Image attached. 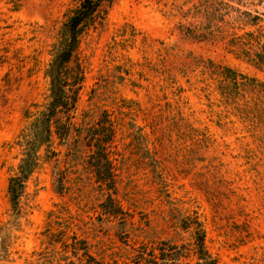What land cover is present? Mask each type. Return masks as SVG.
<instances>
[{
	"label": "rangeland",
	"instance_id": "1",
	"mask_svg": "<svg viewBox=\"0 0 264 264\" xmlns=\"http://www.w3.org/2000/svg\"><path fill=\"white\" fill-rule=\"evenodd\" d=\"M79 2L0 0V264H140L161 241L197 264V221L216 264H264V0H104L73 62L72 115L79 128L111 116L116 190L83 138L73 155L55 136L14 210L19 140Z\"/></svg>",
	"mask_w": 264,
	"mask_h": 264
},
{
	"label": "trees",
	"instance_id": "2",
	"mask_svg": "<svg viewBox=\"0 0 264 264\" xmlns=\"http://www.w3.org/2000/svg\"><path fill=\"white\" fill-rule=\"evenodd\" d=\"M103 2L104 0H80L65 24L59 49L46 72L51 80L50 100L45 110L34 118L28 129L22 132L19 140L20 145L24 146V157L18 166V171L10 177L9 185L16 212L19 210L27 179L39 165L41 148L46 146L49 152L55 136L62 143L68 142L71 145L73 155L79 151L80 146L76 145L78 138H83L85 145L90 149L88 164L97 181L113 192L116 190L115 166L109 148L116 133L111 116L104 112L94 124L79 128L73 122L72 115L84 81L80 63L76 62L73 65V62H75L80 37L95 23ZM234 80L233 83L239 84L236 78ZM63 178V175L61 180L59 178L61 185ZM60 190L59 188L58 191ZM107 200L114 201L113 196L108 195ZM103 208L105 212L115 214L118 206L115 203L109 206L104 204ZM195 223L194 246L198 257L197 264H216L208 255L206 234L202 225L198 221ZM78 249L76 248V251L79 253ZM184 253L185 250L181 246L161 241L139 251L138 258L140 264H181ZM82 255L90 257L86 246L83 247Z\"/></svg>",
	"mask_w": 264,
	"mask_h": 264
}]
</instances>
